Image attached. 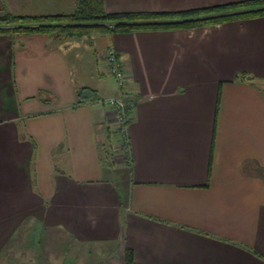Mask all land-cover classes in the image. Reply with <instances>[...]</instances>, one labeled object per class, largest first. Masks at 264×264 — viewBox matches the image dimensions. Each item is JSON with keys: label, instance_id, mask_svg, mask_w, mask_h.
I'll return each instance as SVG.
<instances>
[{"label": "crops", "instance_id": "0c3cea01", "mask_svg": "<svg viewBox=\"0 0 264 264\" xmlns=\"http://www.w3.org/2000/svg\"><path fill=\"white\" fill-rule=\"evenodd\" d=\"M239 1L103 5L109 14ZM77 2L0 0V14L68 15ZM109 49L127 74L122 89L106 71ZM82 88L96 100L79 103ZM120 97L134 102L128 157L110 144L106 102ZM34 222L102 264H123L127 249L137 264H264V17L0 35V254Z\"/></svg>", "mask_w": 264, "mask_h": 264}, {"label": "trees", "instance_id": "16d2710c", "mask_svg": "<svg viewBox=\"0 0 264 264\" xmlns=\"http://www.w3.org/2000/svg\"><path fill=\"white\" fill-rule=\"evenodd\" d=\"M264 17V0H245L176 12L105 13L103 0H78L68 15L26 16L0 14V35L45 34L81 37L92 34L191 29ZM240 75V79L247 78ZM250 79V78H249ZM79 103L96 100L94 92L82 88ZM128 145H129V138ZM123 264H137L133 252L125 250Z\"/></svg>", "mask_w": 264, "mask_h": 264}, {"label": "rangeland", "instance_id": "374dc122", "mask_svg": "<svg viewBox=\"0 0 264 264\" xmlns=\"http://www.w3.org/2000/svg\"><path fill=\"white\" fill-rule=\"evenodd\" d=\"M62 38L66 39L67 37H60L57 40ZM105 80L110 85H113L111 78L106 77ZM112 134L113 137L110 139V144L113 148H117L118 153H122L125 150H121L119 147V143H121L119 139L121 137H118L115 133ZM20 230H23V234L17 238L15 244L11 245L10 243L8 250L1 252L0 264H102L100 263L99 256L87 257L88 255L86 253L88 250L78 251L76 247H73L71 240L64 238V242H59L56 236L44 234L35 222L29 231H25L24 227H21ZM40 243L42 244L41 247H39ZM63 243L64 248H62ZM63 250L65 256H62Z\"/></svg>", "mask_w": 264, "mask_h": 264}, {"label": "built area", "instance_id": "2783aa9c", "mask_svg": "<svg viewBox=\"0 0 264 264\" xmlns=\"http://www.w3.org/2000/svg\"><path fill=\"white\" fill-rule=\"evenodd\" d=\"M105 65L107 74L113 78L116 86L119 89H122L127 81V74L124 69V66L119 59L118 53L113 50L109 49L105 55ZM112 108L113 115H114V131L118 137H121L119 141V147L122 151L124 156H129V145H128V135L126 132L127 124L130 120V116L128 112L131 111L134 107V102L131 100H123V98L118 99H109L106 102Z\"/></svg>", "mask_w": 264, "mask_h": 264}]
</instances>
